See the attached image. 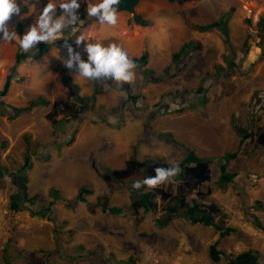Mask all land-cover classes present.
Listing matches in <instances>:
<instances>
[{
  "label": "rangeland",
  "instance_id": "rangeland-1",
  "mask_svg": "<svg viewBox=\"0 0 264 264\" xmlns=\"http://www.w3.org/2000/svg\"><path fill=\"white\" fill-rule=\"evenodd\" d=\"M47 2L26 0L21 4V17L14 16L10 21L19 35L36 22ZM85 9L86 5L82 4L78 10L84 22L68 37L74 40L68 43L76 51L83 52V44L80 47L75 44V39L83 35L86 42L117 43L132 59L147 52L146 64L137 66L135 82L122 88L110 80L82 78L83 90L91 92L95 88L97 94L78 103L63 83L69 70L61 63V58H67L62 40L56 45L41 43L38 51L29 53L20 50L19 37L12 42H0V206L7 205L11 216L9 235L0 232V264H117L115 260L105 259L106 253L101 250H81L70 241L67 245L60 244V249L56 243L57 248L52 250L56 230L51 225L52 213L42 209L44 206L35 209L38 199L35 201L27 192L32 167L47 164L51 150L73 142L82 118L87 124L106 123L118 128L125 123L124 116L125 119L134 117L129 113L137 111L140 127L145 132L158 117L171 120L183 112L198 114L207 120L213 117L220 131L223 123L230 124L240 145L225 158L215 156L211 173L222 181L226 178L232 181L246 203L249 196L244 190H264V51L256 46L264 41V0H189L183 3L144 0L134 14L118 12L115 27L101 25L96 18L87 17ZM56 14L60 15L59 8ZM136 20L145 21L149 26H139ZM216 22L227 23L228 42L221 28L198 29ZM69 31L65 30V35ZM184 44L187 47L182 50ZM83 58H87L86 54ZM149 89L159 99L148 100ZM56 95L67 100L66 109L74 115L71 129L65 130L66 121L57 122L55 109L61 98H55ZM41 96L50 100L49 105H39L21 114L16 111ZM158 136L176 152L175 159L170 158V161L186 158V149L183 148L182 154L181 146L172 136L165 133ZM208 140L204 138L205 145H209ZM104 143L108 145L102 139ZM40 199L46 201V198ZM250 208L255 210V215ZM245 209L250 216L246 221L258 229L263 241L264 219L260 217L263 205L253 201L248 207L246 204ZM88 214L94 216L90 223L97 227L107 226L112 216L94 209L88 210ZM234 245V241L229 243L230 247L237 246ZM250 249L259 259L249 263L259 264L264 254ZM208 251L210 253L211 249ZM235 254L238 252L217 260L208 258L209 264H233Z\"/></svg>",
  "mask_w": 264,
  "mask_h": 264
},
{
  "label": "crops",
  "instance_id": "crops-1",
  "mask_svg": "<svg viewBox=\"0 0 264 264\" xmlns=\"http://www.w3.org/2000/svg\"><path fill=\"white\" fill-rule=\"evenodd\" d=\"M164 57L165 61L169 58L167 53ZM68 76L79 87L82 97L96 95L95 88L91 92L83 90L82 78ZM151 90L147 99H159ZM39 98L45 101L40 105H49L50 100ZM55 98L61 97L56 95ZM57 104V122L66 121L65 130L71 129L74 115L66 109L67 100L61 98ZM132 112L129 115L134 117L125 119L124 116L125 123L118 128L106 123L87 124L82 118L73 142L55 147L49 154L50 162L34 165L30 170L27 192L34 200L38 199L35 209L44 206L42 209L52 213L51 225L56 230L50 248H57V243L60 249V244L67 245L70 241L81 250H101L106 253L105 259L115 260L117 264H137L146 247L165 255L182 254L184 264H209L208 258L217 260L236 251L233 264L257 261L258 254L249 250L264 254V240L261 241L258 229L246 221L250 216L245 206L258 201L264 209V190H244L249 196L246 203L232 181L227 178L222 181L210 171L216 157L225 158L240 145L230 124L223 123L220 131L213 117L207 120L198 114L183 112L171 120L158 117L143 132L138 112ZM160 133L172 136L181 146L182 154L183 148L186 149L183 161L173 160L179 161L181 172L173 183L137 195L131 187L134 181L154 176L156 167H170V158L175 159L176 152L167 141L160 139ZM205 137L209 145L204 144ZM102 139L108 145L102 144ZM225 192L237 196L243 220L231 221L225 214L221 205ZM92 209L112 215L107 226L90 223L94 216H90L88 210ZM129 211L134 214L128 215ZM2 212H7V216L0 219V224L7 226L5 231L0 228V232L9 235L11 216L7 205L0 206ZM250 212L256 213L253 208ZM260 217L264 219V212ZM231 241L237 246L230 247Z\"/></svg>",
  "mask_w": 264,
  "mask_h": 264
},
{
  "label": "clouds",
  "instance_id": "clouds-1",
  "mask_svg": "<svg viewBox=\"0 0 264 264\" xmlns=\"http://www.w3.org/2000/svg\"><path fill=\"white\" fill-rule=\"evenodd\" d=\"M25 2L26 0H0V42H12L19 37L20 50L29 53L38 51L37 46L41 43L56 45L58 40H62L67 48V58H61V63L69 70L70 75L89 81L111 80L118 88L135 82L137 64L121 45L86 42L83 35L75 39L77 47L83 44V52L76 51L68 43L70 32L75 33L78 25L84 22L78 12L82 4L86 5L87 17L96 18L101 25L115 27L119 12L116 6L120 0H98L96 3L91 0H48L36 22L23 35H19L10 21L14 16L21 17V4ZM57 8L60 9V15L56 14ZM69 29L65 35V30ZM85 54L86 59L83 58ZM154 172V176L133 182L131 187L137 195L173 183L181 172L179 161H172L170 167H156ZM259 264H264V257L260 258Z\"/></svg>",
  "mask_w": 264,
  "mask_h": 264
},
{
  "label": "built area",
  "instance_id": "built-area-1",
  "mask_svg": "<svg viewBox=\"0 0 264 264\" xmlns=\"http://www.w3.org/2000/svg\"><path fill=\"white\" fill-rule=\"evenodd\" d=\"M223 202L221 205L226 212L225 214L230 217V220H243L241 206L237 202V196L232 193H223ZM7 212L0 213V219L6 215ZM4 219V218H3ZM241 222V221H240ZM2 230H6L7 224H0ZM187 252V251H186ZM184 264V257L182 254H160L150 247L142 250L137 264Z\"/></svg>",
  "mask_w": 264,
  "mask_h": 264
},
{
  "label": "trees",
  "instance_id": "trees-1",
  "mask_svg": "<svg viewBox=\"0 0 264 264\" xmlns=\"http://www.w3.org/2000/svg\"><path fill=\"white\" fill-rule=\"evenodd\" d=\"M166 1L183 3V2L189 1V0H166ZM136 24L139 25V26H142V27L149 26V24L147 22L141 21V20L140 21L136 20ZM215 27L216 28H221L223 30V33H224V35L226 37V41L228 42V28H227V23L226 22H216V23H213V24H210V25L199 26L198 29L200 31H207V30L215 28ZM73 42H74L73 39L69 40V43H73ZM256 46H257V49L258 50L260 49L261 52L263 53V51H264V41L261 44L258 43ZM186 47H187V45H185L182 48V50L185 49ZM146 60H147V52L143 53L142 56H140L138 58H134V61L136 62L137 66L145 65L146 64ZM63 83H64L65 86H67L69 88L70 93L72 95V99H74L78 103H82V102L85 101L86 98L82 97L79 94V87L72 82L70 76L65 75L63 77ZM96 94H97V91H96ZM42 100H43L42 98H38L37 100H31V101L28 102V105L25 108H16V111L19 112L20 114L23 113V112H27V111L31 110L32 108L36 107L37 105H40L41 103H45V101L42 102ZM70 143H72V142H70ZM15 201H16V199L14 198L13 202L15 203Z\"/></svg>",
  "mask_w": 264,
  "mask_h": 264
},
{
  "label": "water",
  "instance_id": "water-1",
  "mask_svg": "<svg viewBox=\"0 0 264 264\" xmlns=\"http://www.w3.org/2000/svg\"><path fill=\"white\" fill-rule=\"evenodd\" d=\"M144 0H120V3L116 6L117 10L126 11L131 14L135 13V8L139 5V3Z\"/></svg>",
  "mask_w": 264,
  "mask_h": 264
}]
</instances>
